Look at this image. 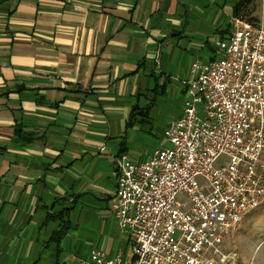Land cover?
<instances>
[{
  "label": "crops",
  "instance_id": "crops-1",
  "mask_svg": "<svg viewBox=\"0 0 264 264\" xmlns=\"http://www.w3.org/2000/svg\"><path fill=\"white\" fill-rule=\"evenodd\" d=\"M237 3L0 0V264H76L85 246L134 259L101 233L121 230L118 159H146L145 136L181 117Z\"/></svg>",
  "mask_w": 264,
  "mask_h": 264
},
{
  "label": "built area",
  "instance_id": "built-area-1",
  "mask_svg": "<svg viewBox=\"0 0 264 264\" xmlns=\"http://www.w3.org/2000/svg\"><path fill=\"white\" fill-rule=\"evenodd\" d=\"M217 49L194 60L168 145L118 159L113 214L133 240L128 264H238L225 241L264 205V24L233 17ZM76 264L127 263L95 249Z\"/></svg>",
  "mask_w": 264,
  "mask_h": 264
},
{
  "label": "rangeland",
  "instance_id": "rangeland-1",
  "mask_svg": "<svg viewBox=\"0 0 264 264\" xmlns=\"http://www.w3.org/2000/svg\"><path fill=\"white\" fill-rule=\"evenodd\" d=\"M239 1L240 0H238V2ZM252 8V15L256 18L257 23L264 24V0H255ZM212 43L213 45H216V41H213ZM174 119L178 118L175 117ZM164 123L166 122H163L162 124ZM162 124H157L152 135L145 136V146L138 151V155L141 154L144 156L148 153L147 151L153 152L154 149L156 150L158 147L168 145V140L163 133L164 127ZM225 162L226 158L222 157L218 160L217 165H224ZM101 233L104 236V251H106L108 255L113 251L124 249L126 251V262L131 261L133 249L132 245L129 244V237L126 233L115 229H109V231L108 229L107 231L101 230ZM225 248L227 250H235L238 252V264H264V205L249 214L240 227L227 237ZM77 249L76 252H78ZM90 250V247L85 246L84 250L81 253H78V256L80 258H88L90 256Z\"/></svg>",
  "mask_w": 264,
  "mask_h": 264
},
{
  "label": "trees",
  "instance_id": "trees-1",
  "mask_svg": "<svg viewBox=\"0 0 264 264\" xmlns=\"http://www.w3.org/2000/svg\"><path fill=\"white\" fill-rule=\"evenodd\" d=\"M254 2L255 0H240L234 8V17H240L243 19H247L253 23H257L256 18H254L252 15L253 14L252 6ZM217 52H218V49H217ZM218 56L219 54L217 53L216 57H213L212 59H215Z\"/></svg>",
  "mask_w": 264,
  "mask_h": 264
}]
</instances>
